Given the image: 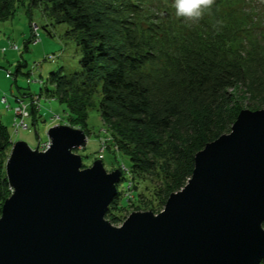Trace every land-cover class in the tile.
Wrapping results in <instances>:
<instances>
[{
	"label": "trees",
	"instance_id": "16d2710c",
	"mask_svg": "<svg viewBox=\"0 0 264 264\" xmlns=\"http://www.w3.org/2000/svg\"><path fill=\"white\" fill-rule=\"evenodd\" d=\"M14 1L0 0V20L12 17ZM174 2L31 1L55 22L68 23L82 49L80 71L52 72L53 88L47 86L46 94L60 96L79 128L88 126L83 96L99 95L100 115L112 137L108 147L119 145L134 172L162 168L166 184L157 195L166 199L191 177L195 154L230 132L242 109L230 87L243 82L253 109L264 106V16L247 12L246 0H215L199 18H190L178 16ZM19 93L16 97H33ZM30 111L36 119L38 107ZM10 136L0 120V216L12 193L1 157ZM120 199L118 192L107 218L117 221L113 209L122 207Z\"/></svg>",
	"mask_w": 264,
	"mask_h": 264
},
{
	"label": "water",
	"instance_id": "95a60500",
	"mask_svg": "<svg viewBox=\"0 0 264 264\" xmlns=\"http://www.w3.org/2000/svg\"><path fill=\"white\" fill-rule=\"evenodd\" d=\"M40 150L14 143L0 216V264H260L264 259V109H242L230 132L195 154L187 183L158 213L105 216L122 172L74 150L81 128L48 130Z\"/></svg>",
	"mask_w": 264,
	"mask_h": 264
},
{
	"label": "rangeland",
	"instance_id": "374dc122",
	"mask_svg": "<svg viewBox=\"0 0 264 264\" xmlns=\"http://www.w3.org/2000/svg\"><path fill=\"white\" fill-rule=\"evenodd\" d=\"M31 1L15 0L12 17L0 20V120L11 134L9 145L1 155L5 164L11 155L14 143L18 140L26 141L32 148L37 146L40 148L43 143L50 141L48 130L53 125L66 124L79 128L69 120V117L71 118L69 110L59 101L60 96L46 94V87L53 88L49 80L52 72L62 70L65 75H70L80 71L81 46L77 38L72 33H68L71 28L68 23L55 22L43 6L32 5ZM246 2L244 8L247 12L251 13L250 10H253L254 13L251 15L264 16L262 14L264 0H246ZM35 24L38 25L40 32V39L37 42H35ZM29 38L31 42L26 44ZM19 65L21 71L17 72ZM19 92L33 96L39 93L42 95L40 106L35 105L39 110L37 120L32 115L25 120L29 128L15 127L17 116L14 107L19 104L16 98V95H20ZM228 92L242 109L255 110L251 105L254 99L247 91L246 84L239 83L237 88L230 87ZM3 96L8 98L7 103L2 102ZM83 101H86L89 117L88 126L85 125L81 129L84 130L88 140L85 147L77 148L75 151L83 157L85 165L83 168L91 167L96 159H100L108 172L115 169L122 172L121 180L117 184L118 192L121 194L119 205L122 207L113 209L117 221L107 218V215L105 217L112 224L121 226L133 211L152 210L158 213L163 210L165 202L157 200H167L165 196L157 195L166 184L163 169H151L146 173L134 172L131 159L123 155L119 145L108 147V141H111L112 137L106 132L109 126L100 115L99 95L93 98L85 95ZM8 104L11 107H7ZM259 109H264V106ZM138 192L143 196L139 197Z\"/></svg>",
	"mask_w": 264,
	"mask_h": 264
},
{
	"label": "built area",
	"instance_id": "2783aa9c",
	"mask_svg": "<svg viewBox=\"0 0 264 264\" xmlns=\"http://www.w3.org/2000/svg\"><path fill=\"white\" fill-rule=\"evenodd\" d=\"M34 33L36 35L35 42H37L40 39V32H39V27L36 24L34 26ZM15 47H17V45ZM16 98L19 104L14 107V111L17 116V118H15V125H16L15 127L17 129H20V127L29 128V125L26 123L25 120L31 115L30 108L32 105L34 106L37 105L38 107L40 106L41 96L38 94L37 96H33L32 99H27L21 96ZM2 102L7 103L8 98L6 96H3ZM7 107H11V105L8 104ZM17 119H19V121H16ZM50 144L51 141L45 142L42 144L40 148L42 150H45L50 146Z\"/></svg>",
	"mask_w": 264,
	"mask_h": 264
},
{
	"label": "clouds",
	"instance_id": "9594fccd",
	"mask_svg": "<svg viewBox=\"0 0 264 264\" xmlns=\"http://www.w3.org/2000/svg\"><path fill=\"white\" fill-rule=\"evenodd\" d=\"M215 0H175L174 7L178 16L199 18L204 8L210 9Z\"/></svg>",
	"mask_w": 264,
	"mask_h": 264
}]
</instances>
